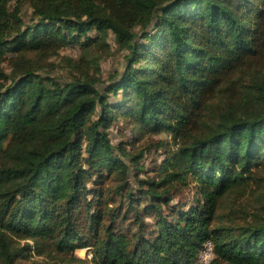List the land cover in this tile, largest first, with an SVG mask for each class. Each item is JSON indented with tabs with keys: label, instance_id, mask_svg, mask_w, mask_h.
Masks as SVG:
<instances>
[{
	"label": "trees",
	"instance_id": "1",
	"mask_svg": "<svg viewBox=\"0 0 264 264\" xmlns=\"http://www.w3.org/2000/svg\"><path fill=\"white\" fill-rule=\"evenodd\" d=\"M110 33L124 69L102 80ZM207 241L211 264H264V0H0V264H195Z\"/></svg>",
	"mask_w": 264,
	"mask_h": 264
},
{
	"label": "rangeland",
	"instance_id": "2",
	"mask_svg": "<svg viewBox=\"0 0 264 264\" xmlns=\"http://www.w3.org/2000/svg\"><path fill=\"white\" fill-rule=\"evenodd\" d=\"M23 11L25 15L27 14L26 20L27 21L30 20L31 14L33 11L31 10V8L29 7L27 3L24 4ZM108 42L110 43V46H111V50L109 52L105 54H102L101 52H97L98 56H100L99 62H100L101 71L99 75L101 76L102 80H108L110 75H113L116 72L117 73L122 72L124 69V57H123L124 53L123 51H120L117 48L113 33L109 34ZM80 57H81V49L79 48V46L68 47V48L61 50L57 55L53 56L48 61L42 62V65L44 66L45 64L46 70H48L47 72L52 76L70 75L71 68L67 60L69 59L79 60ZM4 67L7 69V72H8L9 71L8 65L5 64ZM88 72L93 74V70H88ZM112 132L115 135L118 134L116 129H112ZM126 134H127V137H130L129 133H126ZM118 140H120V138H118L117 141ZM155 140H160L166 143H164V149H159V150L153 149L150 152V155L143 161L146 167V170L143 171V173H141L140 178L144 180H146V178H150L154 176L157 168L161 165L162 161L166 158V150L176 148V144L174 143L170 135L160 134L157 136H152L150 137V144L151 142H154ZM152 145L155 147L156 143H153ZM135 178L136 176L132 178L133 183L135 182ZM137 190L138 189H135V191ZM185 196L193 197L194 192L192 191V189H187L185 191ZM241 203L242 201L238 202L237 199L234 198L230 204H225L224 208L221 209L223 216L226 218H230V219L233 218L234 216H231L229 214L232 207L238 206ZM224 222L227 224H230V222H227L226 220ZM234 222L243 223V221L235 219L231 221V224ZM20 244L21 245L25 244V241H22ZM85 252H86L85 249H78L76 250V255L83 259L86 258L87 263L91 264L92 261L85 256ZM64 260H66V257H63V256L60 257V256L53 255V257L48 258L46 256H40L34 250H32L28 258L26 259L22 258L21 260L18 261V264H68V263H64Z\"/></svg>",
	"mask_w": 264,
	"mask_h": 264
},
{
	"label": "built area",
	"instance_id": "3",
	"mask_svg": "<svg viewBox=\"0 0 264 264\" xmlns=\"http://www.w3.org/2000/svg\"><path fill=\"white\" fill-rule=\"evenodd\" d=\"M85 256L90 260L93 258V254L89 250H86ZM213 257H214L213 244L211 241H207L205 242L203 248L199 252L195 264H211Z\"/></svg>",
	"mask_w": 264,
	"mask_h": 264
},
{
	"label": "clouds",
	"instance_id": "4",
	"mask_svg": "<svg viewBox=\"0 0 264 264\" xmlns=\"http://www.w3.org/2000/svg\"><path fill=\"white\" fill-rule=\"evenodd\" d=\"M85 250H87V249H85Z\"/></svg>",
	"mask_w": 264,
	"mask_h": 264
}]
</instances>
